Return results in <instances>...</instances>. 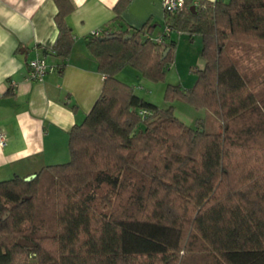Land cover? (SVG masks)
<instances>
[{"label": "trees", "instance_id": "obj_1", "mask_svg": "<svg viewBox=\"0 0 264 264\" xmlns=\"http://www.w3.org/2000/svg\"><path fill=\"white\" fill-rule=\"evenodd\" d=\"M53 1L52 53L64 59L73 3ZM129 1L116 2L115 20ZM162 24L200 34L204 60L193 85L167 84L164 100L207 109L220 131L202 119L184 125L173 105L160 108L116 77L129 65L165 79L176 42H156L150 20L91 35L86 46L104 79L69 131V160L30 180H0V264H264V91L232 54L236 44L264 46V0H185L164 10Z\"/></svg>", "mask_w": 264, "mask_h": 264}, {"label": "crops", "instance_id": "obj_2", "mask_svg": "<svg viewBox=\"0 0 264 264\" xmlns=\"http://www.w3.org/2000/svg\"><path fill=\"white\" fill-rule=\"evenodd\" d=\"M71 1L73 10L66 22L73 43L62 59L52 53L58 34L53 0H0V132L5 136L0 145L1 177L26 176L69 160V131L90 111L104 79L86 46L93 31L140 27L150 20L155 27L152 36L157 38L165 28L162 0H130L117 20L113 8L118 0ZM182 34L171 31L168 39L177 45ZM41 55L55 69L40 81L30 80L28 62ZM127 66L116 77L134 90L141 75ZM203 66L202 59L196 69Z\"/></svg>", "mask_w": 264, "mask_h": 264}, {"label": "rangeland", "instance_id": "obj_3", "mask_svg": "<svg viewBox=\"0 0 264 264\" xmlns=\"http://www.w3.org/2000/svg\"><path fill=\"white\" fill-rule=\"evenodd\" d=\"M175 39H178L175 36ZM201 35L191 36L183 33L175 47V59L166 69L165 79L152 82L142 76L134 81V91L160 108L173 105L175 116L186 126L194 127L197 119L204 120V129L208 132H218L221 129V121L207 109H196L182 99H175L169 103L164 100V90L167 84H180L184 88L193 85L196 79V69L202 61L200 56ZM233 60L238 64V69L245 73L250 85L255 92L264 91V46L251 44H236L232 48ZM129 67V66H127ZM132 69L131 67H129ZM134 71V70H133ZM143 89H138V86ZM1 177L0 180L11 178Z\"/></svg>", "mask_w": 264, "mask_h": 264}, {"label": "built area", "instance_id": "obj_4", "mask_svg": "<svg viewBox=\"0 0 264 264\" xmlns=\"http://www.w3.org/2000/svg\"><path fill=\"white\" fill-rule=\"evenodd\" d=\"M194 3H197L194 2ZM162 5L165 11H177L184 7L185 0H162ZM165 27V26H164ZM171 30L168 27L164 28V31L161 36L159 37H152L156 42L161 43L165 37L169 35ZM100 31L95 30L91 34L92 35H99ZM55 66L50 64L44 56H35L34 58L30 59L28 62V78L30 80H37L40 81L43 79L45 74L53 71ZM13 83V82H12ZM141 114H145V111H141ZM5 144V136L2 132H0V145Z\"/></svg>", "mask_w": 264, "mask_h": 264}, {"label": "water", "instance_id": "obj_5", "mask_svg": "<svg viewBox=\"0 0 264 264\" xmlns=\"http://www.w3.org/2000/svg\"><path fill=\"white\" fill-rule=\"evenodd\" d=\"M190 8L193 10L195 7H194V5H192ZM167 51H168V49H165L163 51V57L166 55ZM35 176H36V173H32L30 175L25 176L24 179L25 180H30L31 178H34ZM17 242L20 245H25V246H31L32 245V242L30 240L26 239V238H19L17 240Z\"/></svg>", "mask_w": 264, "mask_h": 264}]
</instances>
